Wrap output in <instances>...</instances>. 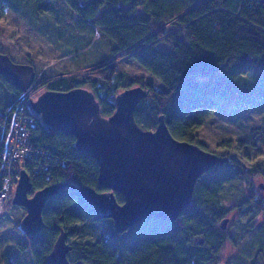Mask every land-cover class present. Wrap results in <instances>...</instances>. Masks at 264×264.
<instances>
[{
  "label": "trees",
  "instance_id": "16d2710c",
  "mask_svg": "<svg viewBox=\"0 0 264 264\" xmlns=\"http://www.w3.org/2000/svg\"><path fill=\"white\" fill-rule=\"evenodd\" d=\"M64 1L76 15L75 27L95 30L98 36L108 35L116 41V46L107 60L45 83L46 89L68 90L88 85L100 102L102 114L108 116L116 108L114 99L118 92L143 85L137 78L125 82L128 76L118 61L130 56L166 86L157 88L149 84L148 95L135 111L137 122L144 129H155L163 113L175 137L202 146L196 141V130L218 107L217 95L226 93L245 106H257L247 96L243 81L249 70L264 74V0ZM13 4L20 5L13 0L11 3L0 0V14ZM0 79L7 82V99L0 109L1 122L22 91L4 75L0 74ZM36 120L30 139L33 145L43 149L46 160L41 161V173L30 177V195L58 182L103 190L98 181V162L77 149L75 134L50 131L38 116ZM242 142L239 141V146ZM227 164L244 180L255 174L264 177V161L250 168L231 157ZM224 181L201 176L187 209L174 220L146 218L137 223L135 226L140 227L142 235L132 245L128 239L119 237L120 233L110 234V229L115 230L112 218L100 217L75 189L63 186L44 205L43 229L34 236L25 235L26 241L21 246L28 249L35 264H44L58 234L65 229L69 238L75 236L69 241L73 246L70 259L83 264H125L126 251H132L131 264H218L226 241L224 231L217 226V221L226 215L219 199ZM115 193L117 200L123 202L122 193ZM250 193L254 197L252 186ZM248 201L243 202L244 206ZM258 204V210H264V203ZM107 219L110 225L105 227L103 223ZM91 224L103 227L99 226L94 240H86L82 236L83 228ZM201 237L204 242L200 244Z\"/></svg>",
  "mask_w": 264,
  "mask_h": 264
},
{
  "label": "water",
  "instance_id": "95a60500",
  "mask_svg": "<svg viewBox=\"0 0 264 264\" xmlns=\"http://www.w3.org/2000/svg\"><path fill=\"white\" fill-rule=\"evenodd\" d=\"M0 74L21 91L27 90L36 78L34 65L17 62L5 52H0ZM147 95L148 88L141 84L123 89L115 95L116 108L108 116L102 114L95 93L83 86L68 90L47 88L37 100L29 102L32 113L48 130L75 134L77 149L98 162V181L104 189L58 182L30 195L32 181L22 169L12 203L26 210L19 223L26 236H34L43 229L44 205L63 186L75 189L100 217L112 218L118 233L146 218L174 220L191 203L198 179L231 160L229 155L218 154L200 143L175 137L163 113L155 129H144L137 122L135 111ZM259 187L264 189L263 181ZM116 191L124 196L123 202L117 200ZM229 222L230 217L223 216L220 228H227ZM198 242L201 244L204 239L201 237ZM72 248L69 232L62 229L44 264H83L80 260L70 261Z\"/></svg>",
  "mask_w": 264,
  "mask_h": 264
},
{
  "label": "rangeland",
  "instance_id": "374dc122",
  "mask_svg": "<svg viewBox=\"0 0 264 264\" xmlns=\"http://www.w3.org/2000/svg\"><path fill=\"white\" fill-rule=\"evenodd\" d=\"M13 1L20 5H10L4 14H0V52L8 53L17 62L34 65L40 93L46 89L43 87L45 83L89 68L113 55L116 41L105 34H94L95 30H79L75 27L76 15L64 0H26L29 5L23 0ZM42 7L46 9L38 11ZM118 64L127 73L126 83L129 78H137L147 88L149 84L166 88L132 57H124ZM244 75L247 96L254 99L261 109L245 106L235 96L221 93L217 95L220 101L218 107L196 130V141L201 142L206 149L232 156L238 164L251 168L256 162L264 161V74L249 70ZM6 86L7 82L0 79V109L7 99ZM240 140L243 141L241 146L238 144ZM202 176L225 180L219 199L230 222L227 228L222 229L226 241L219 253V261L225 264H264V210H258V203H264V189L259 187L264 177L255 174L244 180L227 163L213 167ZM251 186L254 197L250 193ZM247 199L249 203L244 206L243 202ZM7 209L12 219L0 217V260L6 255L11 264H34L31 253H22L19 248L26 241L24 232L19 228L26 210L13 204L12 198L7 203ZM109 221L107 219L103 225L109 226ZM103 225H86L83 238L94 240L99 226ZM217 226L221 230L219 220ZM110 234L115 236L118 232L110 229ZM139 235H142L140 227L131 226L118 236L127 240ZM74 239L75 236H72L69 241Z\"/></svg>",
  "mask_w": 264,
  "mask_h": 264
},
{
  "label": "built area",
  "instance_id": "2783aa9c",
  "mask_svg": "<svg viewBox=\"0 0 264 264\" xmlns=\"http://www.w3.org/2000/svg\"><path fill=\"white\" fill-rule=\"evenodd\" d=\"M38 85L35 79L22 91L16 105L7 109L0 122V217H11L7 203L14 194L21 170L25 169L30 177L36 176L41 173V161L46 160L43 149L33 145L30 139L37 120L29 102L37 100L42 93Z\"/></svg>",
  "mask_w": 264,
  "mask_h": 264
},
{
  "label": "flooded vegetation",
  "instance_id": "af4514ba",
  "mask_svg": "<svg viewBox=\"0 0 264 264\" xmlns=\"http://www.w3.org/2000/svg\"><path fill=\"white\" fill-rule=\"evenodd\" d=\"M230 157H232V156H230ZM133 226H135V225H133ZM140 238H141L140 236L130 237V238H128L127 242H128L129 245H132L135 241L139 240ZM19 248L21 249L22 253L25 252V251H28V249L26 247H24V246H20L19 245ZM125 255H126V261H125L126 263L125 264H131L132 251H126ZM69 259H70V257H69ZM70 261L75 262L72 259H70ZM8 262H10V260H9V258L6 255H4L3 258L0 260V264H7ZM22 264H25V263H22Z\"/></svg>",
  "mask_w": 264,
  "mask_h": 264
}]
</instances>
